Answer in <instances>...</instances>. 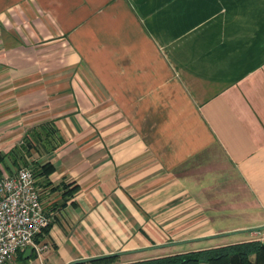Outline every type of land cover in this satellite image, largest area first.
Segmentation results:
<instances>
[{"label":"crops","instance_id":"crops-1","mask_svg":"<svg viewBox=\"0 0 264 264\" xmlns=\"http://www.w3.org/2000/svg\"><path fill=\"white\" fill-rule=\"evenodd\" d=\"M26 138L50 223L9 264L264 226V0H0L1 154Z\"/></svg>","mask_w":264,"mask_h":264},{"label":"built area","instance_id":"built-area-1","mask_svg":"<svg viewBox=\"0 0 264 264\" xmlns=\"http://www.w3.org/2000/svg\"><path fill=\"white\" fill-rule=\"evenodd\" d=\"M34 172L32 166L7 171L0 164V264H9L25 249L36 254L46 249L39 237L50 219L43 211Z\"/></svg>","mask_w":264,"mask_h":264},{"label":"trees","instance_id":"trees-1","mask_svg":"<svg viewBox=\"0 0 264 264\" xmlns=\"http://www.w3.org/2000/svg\"><path fill=\"white\" fill-rule=\"evenodd\" d=\"M36 139L42 141L38 131H35ZM25 138V137H24ZM60 141V139H59ZM44 147V146H43ZM37 147L32 146L31 140L23 139V144L14 149L8 154H0V164L10 171L14 167H19L18 160L24 161V154L30 152V149ZM45 148V147H44ZM53 148V147H52ZM51 148V149H52ZM50 149V150H51ZM38 150V149H37ZM49 150L46 149V152ZM26 164V163H25ZM26 166V165H24ZM35 176H49L54 172V167L50 163L43 165H34ZM76 187H73L69 192H74ZM48 227L44 229L46 231ZM35 253L31 254L30 257ZM22 259V256H20ZM264 264V242L259 240H250L246 242H239L236 244H229L225 246H218L215 248H207L196 250L181 254L162 256L148 260H142L130 264ZM85 264H120L118 257L105 258Z\"/></svg>","mask_w":264,"mask_h":264},{"label":"rangeland","instance_id":"rangeland-1","mask_svg":"<svg viewBox=\"0 0 264 264\" xmlns=\"http://www.w3.org/2000/svg\"><path fill=\"white\" fill-rule=\"evenodd\" d=\"M26 156V157H25ZM31 156L24 154V159L26 160V164L21 162V159L18 160V164L19 167L20 166H32L34 167V164L31 163L30 160ZM255 218L253 219L251 212L245 213V215H243V213L241 212L240 214H237L235 217L233 218H229L227 222L228 224H224V227H228V228H233L235 226H247L250 227L251 221H254ZM254 227H250L247 229H252ZM252 233V235H251ZM256 232H246L243 234H234V235H228V236H224V237H219V238H214L212 240H207V241H203V242H197V243H189V244H184L182 246H180L179 248L176 249H183V251L185 252H191V251H195L197 249L202 250V249H207V248H215L218 246H225V245H229V244H236L239 242H246L249 239L250 240H259L261 242H264V236L260 235V234H253ZM252 236V238H251ZM182 251V250H181ZM163 253L162 251H156V252H150L147 253V257H151L154 258L156 255L159 256V254ZM120 262V261H118ZM202 264H206V263H202Z\"/></svg>","mask_w":264,"mask_h":264},{"label":"water","instance_id":"water-1","mask_svg":"<svg viewBox=\"0 0 264 264\" xmlns=\"http://www.w3.org/2000/svg\"><path fill=\"white\" fill-rule=\"evenodd\" d=\"M260 230H264V226L256 227V228L249 229V230H241V231H234V232H230V233L218 234V235L212 236L210 238L223 237V236H227V235H234V234L244 233V232H258ZM176 244H180V243H176ZM26 252L30 253L31 249H28ZM124 254H127V253L126 252H119V253H113V254H110V255H103V256H98V257L80 259V260L72 261V262L67 263V264H85V263H90V262H94V261L105 259V258L119 257V256H122Z\"/></svg>","mask_w":264,"mask_h":264}]
</instances>
